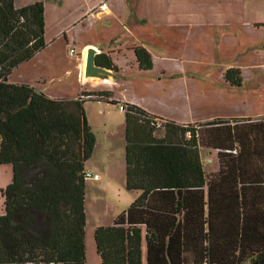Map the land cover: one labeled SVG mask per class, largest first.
Returning a JSON list of instances; mask_svg holds the SVG:
<instances>
[{"label":"trees","instance_id":"16d2710c","mask_svg":"<svg viewBox=\"0 0 264 264\" xmlns=\"http://www.w3.org/2000/svg\"><path fill=\"white\" fill-rule=\"evenodd\" d=\"M44 33L42 0H0V165L13 168L0 190V264H85L84 164L95 136L83 105L119 104L108 91L55 99L8 82L44 49ZM134 52L150 70V53ZM95 61L114 67L105 53ZM224 79L240 86L241 71L229 68ZM124 105L125 188L139 194L110 225L95 227L100 264H264V118L166 121L178 137L171 143L151 136L158 117ZM135 125L148 131L145 142L135 143ZM199 147L216 150L217 172H204Z\"/></svg>","mask_w":264,"mask_h":264},{"label":"crops","instance_id":"0c3cea01","mask_svg":"<svg viewBox=\"0 0 264 264\" xmlns=\"http://www.w3.org/2000/svg\"><path fill=\"white\" fill-rule=\"evenodd\" d=\"M53 1H57V4L53 2L49 6L55 12L58 11V8L62 10L67 6V0ZM80 2L77 7L69 11L70 13L72 12L71 14L77 13V16L63 29L64 31H59L53 40L56 38L64 40L65 45L75 43L78 36L75 35V32L72 33L73 30L81 27L89 29L92 33L94 23L99 24L100 22L104 25V34L95 40L85 41L81 45L80 57L75 62L73 69L65 71L66 75L70 76L75 73L82 85H90L85 87V89H80V93L82 91L91 93L108 91L112 94V100L123 104H133L150 115L156 116L164 121L173 122L175 125L182 126L191 124L190 117L187 118L185 115L176 117L174 107L179 103H182V105L191 104L198 99V96L209 94L208 91L212 87L201 78H206V75L209 76L207 73L213 66H216L218 62L220 63L219 69L217 70L218 73L216 72L217 74L213 75L215 79L218 78L219 74H223L224 78V72L227 69L237 68L241 71L243 70L242 65H245L246 62H259L258 53H260V50L263 51L262 54L264 53V43L261 42L262 39H259L261 35L259 33L261 31L260 28L264 27V24L258 27L256 26L258 24H254L253 22L234 24L227 22L221 23V21L201 23L200 21L149 23L148 0H80ZM43 5L46 8L45 1ZM195 30L205 33L208 42L211 44L210 51L208 52L207 48L204 50L203 59L189 60L185 65L179 49L177 47L174 48L172 45L175 41L165 39L164 32H173L180 39H188L187 41H189V38H193L192 35L188 34L189 31L192 34V31ZM44 38L46 39L45 35ZM224 41H226L225 44ZM205 46L207 45L205 44ZM224 46H227V49ZM91 47L97 50L95 57L100 53H105L111 58L114 67L110 70L115 76L108 75L105 78H100L86 77L84 75L87 50ZM136 47H143L150 53L152 59V68L150 70H142L138 67L134 52V48ZM75 53L76 51L73 55H70L74 56ZM262 58L264 59V55ZM21 65L14 69L20 68ZM256 65L252 66V68L256 70L262 68L258 63ZM203 67H208L205 73H202ZM12 74L11 72L8 76V82L32 85L36 90L42 91L53 98L49 90L45 89V83L43 87H39L35 85L38 79L23 76L20 78H12ZM241 86L242 84L237 87ZM254 90L255 94H259L264 98V90H262L263 92L260 89ZM80 93L70 99L78 98ZM237 97L240 96H236L235 98ZM121 112L124 111L119 110V113ZM228 118L239 117L231 115ZM242 118H251L253 120L262 119L264 118V114L244 115ZM121 122L114 124L107 119L104 121L103 129L105 140L102 144L99 141H95L96 148H94L95 152H102L103 155H101L97 163L91 164L86 168L84 167L85 171L98 175V178L93 180L99 182L102 188L110 184V177H117L112 183L118 188V192L125 187L126 124L123 121ZM123 127L124 135L122 131ZM110 132L111 137L115 138V140L116 138H123L124 145L120 146L119 143L116 145L117 141H115V147L110 150L107 144L108 134ZM147 132L144 128L135 126L132 130L135 143L145 142V140H141V137L146 138L148 136ZM151 136L156 138L154 131ZM204 149L209 150L211 148H198L204 172L206 174L217 172L219 169L217 152V160H214L213 157L206 159L205 154L208 155L210 153L204 152ZM138 194L136 192L133 196H128L126 198V204L130 205L138 197ZM206 198L207 192L204 188V200ZM127 207L118 209L110 223L104 225H110ZM144 253L145 247L143 246V255Z\"/></svg>","mask_w":264,"mask_h":264},{"label":"rangeland","instance_id":"374dc122","mask_svg":"<svg viewBox=\"0 0 264 264\" xmlns=\"http://www.w3.org/2000/svg\"><path fill=\"white\" fill-rule=\"evenodd\" d=\"M36 1L38 0H14V3L17 7H20ZM42 1L46 2V8H44V35L47 45L33 58L21 63L20 68L14 69L11 77L20 78L23 76L38 79L35 85L43 87L45 83V89L49 90L53 98L70 99L77 96L81 91L80 89H85V87L90 85H82L75 73L68 76L65 71L73 69L75 62L80 57L81 45L85 41L95 40L104 34V25L101 22L99 24L94 23L92 33L89 29L81 27L73 30L72 33L75 32V35L78 36L76 42L65 45L64 40L58 38L53 40V38L77 16V13L71 14L72 12L70 13L69 11L77 7L81 3L80 0H67V6L62 10L58 8L57 12L53 11L49 6V4H53L55 1ZM55 3L57 4V1ZM148 12L149 23L221 21V23L234 24L253 22L254 24H258L256 25L258 27L264 24V0H148ZM260 30L259 33L261 35L259 39H262L261 42L264 43V27H261ZM190 32L188 34L192 35L193 38H189V41H187L188 39H180L173 32H164L165 39L175 41L172 45L174 48L177 47L179 49L185 65L189 60L203 59L204 50L208 48L209 52L211 45L203 31L195 30L192 31V34ZM204 42L207 46H205ZM225 43L226 41H224ZM70 48L76 51L74 56L70 55ZM224 48L227 49V46H224ZM262 52L260 50V53H258L259 62H246L245 65H242L241 87L230 85L224 80L223 74H219L218 78L215 79L213 75L218 73L217 70L220 65L218 62L216 66H213L208 71L207 74L209 76L206 75V78H201L208 85H211L212 89L208 91L209 94L198 96L195 102L193 101L188 105L176 103L177 105L174 107L176 117L184 115L187 118L190 117L189 119H191L192 124L198 122L205 123L206 121L203 120L218 117L227 119L231 115L242 118L244 115L264 114V98L254 93V89H260L261 92L264 90V69H262L264 68V59L262 58L264 53L262 54ZM257 63L262 67L261 69L256 70L252 68ZM207 68L203 67L202 73H205ZM221 72L223 73V71ZM40 77L42 78L39 79ZM236 96L240 97L235 98ZM83 106L87 122L95 136V141H99L101 144L105 140L103 124L106 119L112 121L114 124L121 121L125 122V112L119 113L117 104L90 100L85 102ZM168 130L165 126L156 127L154 134L156 138H162L171 143H178V137L169 134ZM122 131L124 135V127ZM141 140L144 141L145 138L141 137ZM107 141L110 150L115 147V141H117L116 145L118 143L120 146L124 145V139L116 138L115 140V138L111 137V132L108 134ZM94 148H96V145ZM204 152L210 153L208 155L205 154L206 159L213 157L214 160H217L215 150L204 149ZM114 153L116 152L114 151ZM211 154L213 155L211 156ZM101 155H103L102 152H95L94 149L92 156L85 162L84 167L86 168L91 164L97 163ZM12 179V165H0V190L9 185ZM110 179V184L105 188H102L96 180H86L85 264H100L93 237L95 227L110 223L118 209L129 205L126 204V198L136 193V191H129L125 187L118 192V188L112 183L117 177H110ZM3 204L4 198L0 192V215L4 214Z\"/></svg>","mask_w":264,"mask_h":264},{"label":"water","instance_id":"95a60500","mask_svg":"<svg viewBox=\"0 0 264 264\" xmlns=\"http://www.w3.org/2000/svg\"><path fill=\"white\" fill-rule=\"evenodd\" d=\"M97 50L95 48H88L86 62H85V72L86 77H100L105 78L108 75L115 76V74L108 68L99 66L95 61V54Z\"/></svg>","mask_w":264,"mask_h":264},{"label":"built area","instance_id":"2783aa9c","mask_svg":"<svg viewBox=\"0 0 264 264\" xmlns=\"http://www.w3.org/2000/svg\"><path fill=\"white\" fill-rule=\"evenodd\" d=\"M74 52H75L74 49L71 48V49H70V54L73 55ZM118 109H119L120 111H124V112H125V111H126V106H125L123 103H119V104H118ZM155 122H156V127H160V126H164L166 121L157 118V119L155 120ZM84 176H85L86 179H91V178H92V179H97V178H98V175H96V174H91V173L88 172V171H85V172H84Z\"/></svg>","mask_w":264,"mask_h":264}]
</instances>
